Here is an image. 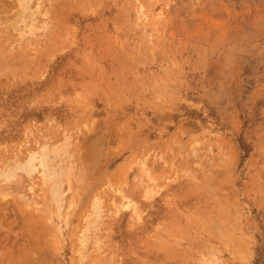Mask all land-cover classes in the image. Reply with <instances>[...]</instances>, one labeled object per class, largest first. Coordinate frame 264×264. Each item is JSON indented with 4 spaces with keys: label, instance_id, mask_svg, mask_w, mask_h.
<instances>
[{
    "label": "rangeland",
    "instance_id": "374dc122",
    "mask_svg": "<svg viewBox=\"0 0 264 264\" xmlns=\"http://www.w3.org/2000/svg\"><path fill=\"white\" fill-rule=\"evenodd\" d=\"M0 264H264V0H0Z\"/></svg>",
    "mask_w": 264,
    "mask_h": 264
},
{
    "label": "bare ground",
    "instance_id": "6f19581e",
    "mask_svg": "<svg viewBox=\"0 0 264 264\" xmlns=\"http://www.w3.org/2000/svg\"><path fill=\"white\" fill-rule=\"evenodd\" d=\"M66 140H68L66 138ZM52 152H48L47 151H43L42 153H39V152H30L29 153V156L27 157V160L25 161V163H23L21 166H20V169L23 170L24 172L28 173V174H31L36 168L34 167V162L36 160H38L39 162V166L42 167L43 169L45 167L48 166L49 164V161H50V156H57L60 151L55 149V148H52L51 150ZM145 172V171H144ZM2 176L5 177V179H8L9 178V173H5V172H2ZM48 176V179L49 177L51 176H54V171L52 169H49V174L47 175ZM148 178V177H147ZM58 189H59V184L57 185ZM54 188H51V192H52V195L55 197V200L58 199V196H59V191H56V185L54 184ZM146 196H149L150 197V193L148 191H146ZM126 201H121L120 203V208L123 209V210H127V209H131L133 211V214L136 216V218H140V214L139 212L137 211V209L133 206V204L130 203L129 200H127V198H125ZM94 216L99 219L100 218V211L99 210H95L94 212Z\"/></svg>",
    "mask_w": 264,
    "mask_h": 264
}]
</instances>
